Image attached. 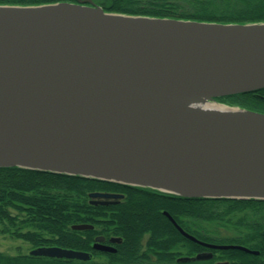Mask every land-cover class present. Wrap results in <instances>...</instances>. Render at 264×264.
I'll return each mask as SVG.
<instances>
[{
	"label": "water",
	"instance_id": "water-1",
	"mask_svg": "<svg viewBox=\"0 0 264 264\" xmlns=\"http://www.w3.org/2000/svg\"><path fill=\"white\" fill-rule=\"evenodd\" d=\"M263 87L264 21L130 14L93 0L0 3V166L182 196L264 200V112L217 99ZM199 95L257 120L159 106ZM122 196L90 193L96 204ZM164 213L206 247L259 253L201 240ZM104 239L97 236L94 248L115 250ZM29 253L91 258L57 245ZM212 256L202 251L179 260Z\"/></svg>",
	"mask_w": 264,
	"mask_h": 264
},
{
	"label": "trees",
	"instance_id": "trees-1",
	"mask_svg": "<svg viewBox=\"0 0 264 264\" xmlns=\"http://www.w3.org/2000/svg\"><path fill=\"white\" fill-rule=\"evenodd\" d=\"M77 0H0V3L40 4ZM108 11L221 22L264 21V0H93ZM219 101L264 112V87L220 96ZM125 194L116 203L94 204L90 193ZM168 211L186 231L213 243L245 245L206 247L182 234L165 215ZM91 223L92 229H73ZM222 230L231 236L218 234ZM0 232L22 238L32 248L57 245L89 251L88 260L0 251V264H264V200L191 197L78 174L20 166H0ZM97 235L122 238L115 253L94 249ZM210 250L213 257L178 261L180 255ZM97 257V258H96Z\"/></svg>",
	"mask_w": 264,
	"mask_h": 264
},
{
	"label": "bare ground",
	"instance_id": "bare-ground-1",
	"mask_svg": "<svg viewBox=\"0 0 264 264\" xmlns=\"http://www.w3.org/2000/svg\"><path fill=\"white\" fill-rule=\"evenodd\" d=\"M160 107H164L168 110L177 112V113H198L202 111L205 107L206 111L216 113L214 115L224 114L225 116H232L236 118H250L257 120V116L251 113H247L245 111L239 109H230L224 107L223 105L211 101H206L204 95L194 96L186 99H179L177 101L169 102L168 104L163 103L159 105ZM206 114V113H203ZM260 119V118H259ZM258 119V120H259Z\"/></svg>",
	"mask_w": 264,
	"mask_h": 264
},
{
	"label": "rangeland",
	"instance_id": "rangeland-1",
	"mask_svg": "<svg viewBox=\"0 0 264 264\" xmlns=\"http://www.w3.org/2000/svg\"><path fill=\"white\" fill-rule=\"evenodd\" d=\"M222 236H231L232 232L222 230L220 234ZM32 249V245L30 242L22 239L11 236L9 233L0 232V251L17 254V253H27ZM185 256V255H184ZM97 258V257H96Z\"/></svg>",
	"mask_w": 264,
	"mask_h": 264
},
{
	"label": "flooded vegetation",
	"instance_id": "flooded-vegetation-1",
	"mask_svg": "<svg viewBox=\"0 0 264 264\" xmlns=\"http://www.w3.org/2000/svg\"><path fill=\"white\" fill-rule=\"evenodd\" d=\"M102 192H115V191H107V190H105V191H102ZM116 193H122V192H116ZM123 194V196L122 197H118V198H106L105 197V201H110V202H108V203H105V206H108V205H111V204H116V203H118V202H120L123 198H124V196H125V194L124 193H122ZM99 199V198H98ZM103 199V198H102ZM112 201V202H111ZM113 201H115V202H113ZM93 203V202H92ZM94 204H96V203H94ZM97 204H101V203H97ZM73 228V227H72ZM94 228V227H93ZM74 229V228H73ZM97 236H99V235H97ZM96 236V237H97ZM103 236V235H102ZM96 237H95V239H96ZM105 237V239L103 240V242L105 243V245H110V246H112L113 248H115V250H112V251H110V250H105V260H107L108 259V257H109V255L107 254V253H115L116 251H117V245L119 244V243H121L122 242V238L120 239V240H112V238L113 237H119V236H115V235H112V236H109V237H106V236H104ZM95 239H94V241H93V244H94V242H95ZM93 244H92V246H93ZM41 246H43V245H41ZM47 246V245H46ZM93 248H94V246H93ZM95 249V248H94ZM98 250V249H97ZM102 251V250H101ZM203 251H205V250H203ZM89 252V251H88ZM200 252H202V251H200ZM91 253V252H90ZM199 253V252H198ZM197 254V253H196ZM195 254V255H196ZM94 256V254L93 253H91V257H93ZM181 256H184V255H180V256H178L177 257V260L178 261H180L179 260V258L181 257ZM185 256H192V255H185ZM213 257V256H212ZM200 260H202V259H200ZM221 263H227V264H229V262L228 261H219V262H217V264H221Z\"/></svg>",
	"mask_w": 264,
	"mask_h": 264
}]
</instances>
